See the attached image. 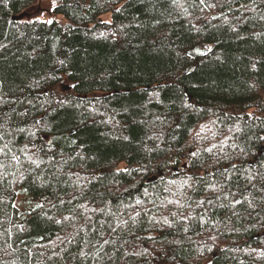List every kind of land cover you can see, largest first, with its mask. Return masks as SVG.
<instances>
[{
	"label": "trees",
	"instance_id": "trees-1",
	"mask_svg": "<svg viewBox=\"0 0 264 264\" xmlns=\"http://www.w3.org/2000/svg\"><path fill=\"white\" fill-rule=\"evenodd\" d=\"M36 2L0 0V264H264V0Z\"/></svg>",
	"mask_w": 264,
	"mask_h": 264
},
{
	"label": "rangeland",
	"instance_id": "rangeland-1",
	"mask_svg": "<svg viewBox=\"0 0 264 264\" xmlns=\"http://www.w3.org/2000/svg\"><path fill=\"white\" fill-rule=\"evenodd\" d=\"M59 1L60 0H37V2L25 12V14H27L29 20L60 22L62 20L61 16L57 15L54 11V8L58 5ZM100 20L109 22L110 15H104ZM65 85L68 84L65 83Z\"/></svg>",
	"mask_w": 264,
	"mask_h": 264
},
{
	"label": "snow or ice",
	"instance_id": "snow-or-ice-1",
	"mask_svg": "<svg viewBox=\"0 0 264 264\" xmlns=\"http://www.w3.org/2000/svg\"><path fill=\"white\" fill-rule=\"evenodd\" d=\"M49 23H51V21H49ZM203 127V126H202ZM14 160H18L19 158L18 157H13ZM35 162V161H33ZM137 203H140V201H137ZM169 203H171V201H169ZM235 203H239V201H236ZM37 207H41V205H37ZM67 219V218H65ZM59 222V221H58ZM105 243H107V241H105Z\"/></svg>",
	"mask_w": 264,
	"mask_h": 264
},
{
	"label": "water",
	"instance_id": "water-1",
	"mask_svg": "<svg viewBox=\"0 0 264 264\" xmlns=\"http://www.w3.org/2000/svg\"><path fill=\"white\" fill-rule=\"evenodd\" d=\"M25 16H27V14L24 13V14H21V15H19L17 17H14V19L20 20V19L24 18Z\"/></svg>",
	"mask_w": 264,
	"mask_h": 264
}]
</instances>
